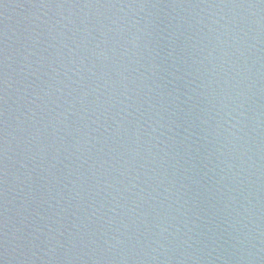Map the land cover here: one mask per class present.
<instances>
[{"label":"water","instance_id":"95a60500","mask_svg":"<svg viewBox=\"0 0 264 264\" xmlns=\"http://www.w3.org/2000/svg\"><path fill=\"white\" fill-rule=\"evenodd\" d=\"M0 264H264V0H0Z\"/></svg>","mask_w":264,"mask_h":264}]
</instances>
